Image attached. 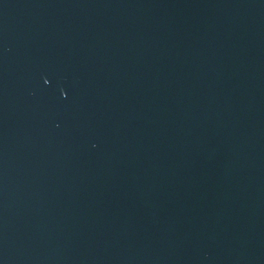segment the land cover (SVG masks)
I'll list each match as a JSON object with an SVG mask.
<instances>
[{
  "label": "water",
  "instance_id": "1",
  "mask_svg": "<svg viewBox=\"0 0 264 264\" xmlns=\"http://www.w3.org/2000/svg\"><path fill=\"white\" fill-rule=\"evenodd\" d=\"M0 264H264V0H0Z\"/></svg>",
  "mask_w": 264,
  "mask_h": 264
}]
</instances>
